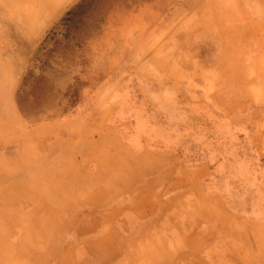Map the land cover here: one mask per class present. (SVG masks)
I'll return each instance as SVG.
<instances>
[{
    "label": "crops",
    "instance_id": "0c3cea01",
    "mask_svg": "<svg viewBox=\"0 0 264 264\" xmlns=\"http://www.w3.org/2000/svg\"><path fill=\"white\" fill-rule=\"evenodd\" d=\"M86 2L0 0V264L264 259V237L233 231L244 218L200 184L207 173L185 168L174 152L150 149L132 122L108 123L114 108L98 92L63 116L43 113L66 102L29 114L19 95L22 78L49 36ZM125 14L138 19L95 27L89 59H138L141 51L174 47L192 49L185 59H264V22L257 35L245 36L253 18L238 0H141ZM184 17L188 22H175ZM207 31L224 35L205 42L195 34ZM115 32L121 34L107 41ZM100 45L127 50L104 53ZM201 46L209 52L200 58L193 49ZM249 239L257 247H248Z\"/></svg>",
    "mask_w": 264,
    "mask_h": 264
},
{
    "label": "rangeland",
    "instance_id": "374dc122",
    "mask_svg": "<svg viewBox=\"0 0 264 264\" xmlns=\"http://www.w3.org/2000/svg\"><path fill=\"white\" fill-rule=\"evenodd\" d=\"M140 1L87 0L41 46L21 80L20 99L29 114H42L45 106L66 102L62 110L43 113L51 118L68 114L98 92L101 102L114 108L105 115L108 123L132 122L150 149L174 152L185 168L206 172L200 174L204 178L200 184L219 192L228 208L244 218L233 231L263 239L264 59H185L192 49L182 47L141 51L138 59H89L95 48L86 43L95 27L127 22L133 17L125 12ZM238 2L253 18L243 34L257 35L264 19H254L264 13V0ZM175 22L188 21L184 17ZM120 34L107 35V41ZM195 34L205 42L221 41L224 35ZM189 35L184 33L183 38L190 39ZM99 50L111 54L127 49L100 45ZM193 51L200 58L209 52L202 46ZM151 52L153 59H145ZM84 89L93 90L85 96ZM258 221L261 225L255 224ZM190 242L184 241L185 252L190 251ZM253 242L249 239L247 246L257 247ZM256 258L248 257L247 263L264 264V259Z\"/></svg>",
    "mask_w": 264,
    "mask_h": 264
}]
</instances>
